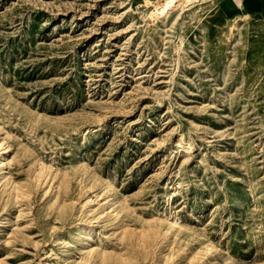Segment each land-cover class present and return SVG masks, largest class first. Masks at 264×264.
<instances>
[{"label":"rangeland","instance_id":"obj_1","mask_svg":"<svg viewBox=\"0 0 264 264\" xmlns=\"http://www.w3.org/2000/svg\"><path fill=\"white\" fill-rule=\"evenodd\" d=\"M160 1L0 0V264H264V19Z\"/></svg>","mask_w":264,"mask_h":264},{"label":"bare ground","instance_id":"obj_2","mask_svg":"<svg viewBox=\"0 0 264 264\" xmlns=\"http://www.w3.org/2000/svg\"><path fill=\"white\" fill-rule=\"evenodd\" d=\"M149 1V0H148ZM193 0H165V1H160L157 2V5L154 6V12L157 15H163V14H168L174 7H176L177 5H182V4H188L189 2H191ZM147 2V1H146ZM149 3V2H148ZM6 145H4L3 141L0 139V158L3 157L2 160H0V180H5L6 182H8V184L11 182L10 177H7L8 174V158L6 157V154L8 152L7 147H5ZM179 146V145H178ZM182 148V147H181ZM63 184V183H62ZM11 189V188H10ZM16 189V187H15ZM94 212V211H93ZM159 220V219H158ZM4 222V221H2ZM160 222V221H158ZM162 222V221H161ZM165 223H167V228L163 233V237L166 238L167 235H169L173 230H177L180 231V227L177 224L176 220H165ZM160 226V225H159ZM4 227V224L1 223L0 228ZM184 228H182L183 230ZM84 231V230H83ZM82 231V232H83ZM91 231V230H90ZM156 231V230H155ZM158 231V230H157ZM153 232V231H152ZM159 233V232H158ZM152 234V233H151ZM149 235V234H148ZM157 235V234H156ZM84 236V234L82 235ZM154 237L155 234H154ZM176 237V236H175Z\"/></svg>","mask_w":264,"mask_h":264},{"label":"crops","instance_id":"obj_3","mask_svg":"<svg viewBox=\"0 0 264 264\" xmlns=\"http://www.w3.org/2000/svg\"><path fill=\"white\" fill-rule=\"evenodd\" d=\"M226 1L232 9L239 10L252 21L264 19V0H218Z\"/></svg>","mask_w":264,"mask_h":264}]
</instances>
